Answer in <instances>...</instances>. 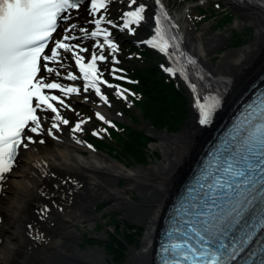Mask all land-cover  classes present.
Segmentation results:
<instances>
[{"label": "snow or ice", "instance_id": "snow-or-ice-1", "mask_svg": "<svg viewBox=\"0 0 264 264\" xmlns=\"http://www.w3.org/2000/svg\"><path fill=\"white\" fill-rule=\"evenodd\" d=\"M111 2L90 0L89 7L85 0H0V193L4 192L17 165L20 150L28 149L31 144L46 143L42 138L35 140L33 135L46 134L60 142L56 133L62 131L61 126L69 125V120L53 102L68 109L64 98L79 95L81 90L59 83V70L50 66L62 59L61 50L75 60L84 81L83 92L91 89L100 101L108 104L101 85L114 86L101 78L103 74L98 70L97 61L106 59L105 45L113 53L118 51L117 44L110 39L112 32L102 27L107 23L115 29L117 24L101 16L86 21L94 24L95 30L89 33L71 21L73 10L83 8L95 17L101 9L107 10ZM248 2L236 0V6L243 7ZM152 3L155 5L154 35L142 43L172 60L173 66L165 67L164 71L188 82L196 97L198 123L208 127L220 110L223 97L219 93L202 95L191 82L190 70L196 69L197 61L182 50V37L172 33L178 27L171 21L163 0H152ZM258 3L264 8V0ZM133 5H136L134 9ZM149 6L145 0L139 3L129 0L127 7L132 10L122 13L119 31L134 34L132 25L139 26L146 21ZM77 28L85 39L103 37V42L97 44L99 53L93 50L87 64L85 57L77 52V49L79 53L89 52L79 44V37L73 35ZM72 40L77 43L71 44ZM197 78L203 79V75ZM64 79L76 81L78 76L69 71ZM46 90H57L62 95H48ZM125 92L117 89L116 95L126 98ZM48 113L54 114V119ZM244 113L212 153L195 186L188 189L171 221L166 240L160 245V264H264V93L248 104ZM95 115L100 121L110 123L101 113ZM49 121L50 127H45ZM85 123L78 122L70 130L72 140L78 145H83V141L75 134L83 130ZM98 134L93 132L94 136ZM34 167L42 182L55 179L46 163L38 162ZM25 183L32 187L30 181ZM39 194L50 198L44 188ZM49 212L50 208L43 205L37 214L46 220ZM32 238L41 241L43 235L37 231Z\"/></svg>", "mask_w": 264, "mask_h": 264}, {"label": "bare ground", "instance_id": "bare-ground-1", "mask_svg": "<svg viewBox=\"0 0 264 264\" xmlns=\"http://www.w3.org/2000/svg\"><path fill=\"white\" fill-rule=\"evenodd\" d=\"M163 1L167 5L171 21L178 27V31L172 29V33L182 37V50L197 61L196 69L190 70L191 82L198 86L200 93H220L224 103L222 113L231 109L264 74V9L251 0L243 7L237 6L238 14L246 20H239L238 26H255V37L242 48L219 52V60L215 64L212 54L226 45L229 38L221 33L211 32L207 35L206 27L202 31H196L189 18V5L172 7L171 0ZM232 1L236 3V0ZM87 2L90 7L89 1ZM128 2L129 0H113L112 3L127 7ZM226 3L233 7L228 0ZM78 11L86 12L83 8ZM152 13L154 15V11ZM81 15L73 14L71 22L85 28L86 21L92 19V16L89 14L87 20L83 13ZM145 23L153 28L154 22L151 19ZM112 29L114 28H108L110 32ZM73 35L79 37L81 46L89 49L87 53H79L77 49L78 54L90 58L93 50L99 53L97 44L103 42L102 36L90 47L87 43L92 39L83 38L79 28L74 30ZM70 43L76 44L77 41L72 40ZM107 49L105 45L104 52ZM61 55L62 59L58 63L50 65L60 72L58 82L81 90L79 95L65 97V103L70 105L91 101L89 99L96 96L91 89L87 93L83 92V80L79 77L76 81L64 79L67 72L71 71L76 75L77 70L70 65L71 62L75 63L70 53H63L61 50ZM200 75H203V79L197 78ZM106 88V84L101 85L102 93ZM46 94L62 95L57 90H46ZM53 103L63 116L65 109L56 102ZM92 107L96 113L105 117H116L102 101L93 102ZM46 115L54 119V114ZM194 115L189 129L179 135L162 134L159 137V142L153 145V149L159 148L163 158L148 168L131 169L126 163L87 147L81 132L75 135L83 141V145L76 144L71 138L69 125L61 126L62 131L56 133L60 142L53 140V147H47L46 143H35L26 150L22 148L5 190L0 193V264H78L81 261L106 264L105 255L99 249L84 251L77 245L80 235L76 226L98 219L100 214L95 210L99 203L119 210L124 217L140 226L141 231L145 230L141 248L132 250L127 264H156L157 238L168 210L210 138L211 128L202 129L198 123L199 113L196 108ZM85 125L83 124V129ZM45 127H50V121ZM44 135L40 138L33 135V138L37 141L41 138L45 140ZM38 162L46 163L48 170L55 174V179L42 182L34 167ZM33 173L36 175H32ZM120 180H124L126 185L121 186ZM26 181H30L31 188ZM54 184L59 187H53ZM41 188L49 193L50 198L39 194ZM43 205L50 208L46 220L37 214L39 207ZM37 231L43 235V240L32 238Z\"/></svg>", "mask_w": 264, "mask_h": 264}, {"label": "rangeland", "instance_id": "rangeland-1", "mask_svg": "<svg viewBox=\"0 0 264 264\" xmlns=\"http://www.w3.org/2000/svg\"><path fill=\"white\" fill-rule=\"evenodd\" d=\"M212 1V0H209ZM253 4H258V1L251 0ZM200 0H171L170 5L173 7H182L183 5H189L191 8L188 12L189 18L192 20L194 28L196 31H202L205 27L208 28V33H221L229 38V41L226 45H223L217 53L212 54V61L216 64L219 60V52L225 51L227 49H239L244 47L245 45L250 44L252 39L255 37L256 28L253 25H247L246 27H239L237 22L239 20L246 22L245 18L241 17L238 13V10L234 9L232 11L230 7L225 6L223 3H219L220 7L214 13V17L209 18L204 14H200L201 12L197 11V6L195 4L199 3ZM208 1L206 0V3ZM139 3V0H138ZM205 5H201L204 7ZM200 7V8H201ZM128 7L120 6L118 4H110L107 10H101L98 12V16L93 17V19L100 18L103 16L105 20H111L113 23L117 24V28L113 29L112 38L117 43L119 47H123L121 49L120 54L115 52L113 53L111 50L107 49L104 52L106 59L101 62V67L99 72L103 75L101 78L105 79L107 83L113 85L112 88H106L103 91V95L107 96L109 99L108 103L110 104V111L116 117H121L120 120H113L114 125H107V127H102L101 123L97 122L96 113L93 109V102L100 103V99L97 97L90 98L88 102H75L69 105L68 109L63 111L64 118L69 120V127H73L76 123L81 121H87L86 126L81 131L84 138L88 139L89 143L94 147H100V151L103 154H106L111 159H117L120 162L126 163L129 168L137 169V168H148L153 164L157 163L159 159H162L161 150L153 149V145L159 142V137L162 134L167 135H179L183 131L190 128V124L192 119L194 118L195 111V98L191 89L185 88L183 82L181 81L179 76H175L174 79L178 84V87L181 89H185L190 96V108L191 115L190 118L183 124L179 132H172L168 129L164 130H156L152 127L151 121L148 119H144L141 111V106L138 108H134V106L126 103L122 99H118L116 95V91L118 86L114 81V72L113 67L120 66L124 70L128 72V74L133 78V82L140 84L137 75L135 76L134 71H143L146 69H150L152 67H159L164 70L165 67H169L165 63V58L161 55L150 52V56L143 60L139 58L138 51L141 47L139 46L135 49V45L133 41L141 42L148 39L152 35V28L146 25L145 23L140 24L139 26H132L134 34H129L127 30L124 32H120L119 28L122 27V13L124 11H128ZM83 16L88 20L89 13L82 12ZM79 12H75L82 16ZM232 13V15L230 14ZM146 20H152V10L148 9L146 13ZM92 21V20H89ZM87 23V22H86ZM87 29L89 33L94 31V25L87 23ZM106 25V24H105ZM106 28L109 25L105 26ZM124 41V43H122ZM96 44L95 41H91L88 43L90 47H93ZM119 61V63H113V61ZM70 65L73 67L74 64L71 62ZM83 88V84H81ZM126 93V92H125ZM127 94V93H126ZM139 98H143L141 94H139ZM138 96L136 97V100ZM136 104H138L136 102ZM130 110V111H128ZM225 111L224 113H226ZM123 113V115L121 114ZM223 113V114H224ZM138 116V117H137ZM134 118V119H133ZM136 120V121H134ZM124 127H132V129L145 132L154 142L148 145V149L146 152L147 155V163L138 165L133 158L129 157L127 154L120 152V144L121 138L127 137V129ZM97 131L100 135H93L92 132ZM97 137L99 140H104L107 143V146H101L97 140H95L92 136ZM45 136V135H44ZM40 138V137H39ZM45 141L47 147H53L54 142L53 139L45 136ZM117 150V151H116ZM121 153V154H120ZM119 184L121 186H125L126 183L124 180H120ZM138 196V193H136ZM136 198L138 199V197ZM140 200V199H139ZM98 214H100L99 218L93 222L85 221L83 225H77L76 229L79 232L80 240L77 242V245L80 246V249L84 251H88L89 249L95 250L99 249L102 254L105 255L106 264H127L129 261V257L132 255V250L135 248H141L142 240L144 238L145 230L141 231L139 226L135 229V233L130 235L128 233V229H131V221L129 218L124 217V214L115 208H111L105 203H99L96 206L95 210ZM132 231V230H131ZM130 236L132 237L130 239ZM121 243V244H120ZM117 245H120V249H117ZM78 246V247H79ZM115 249V250H114ZM118 254V255H117ZM79 256V255H76ZM78 264H93L91 261H81Z\"/></svg>", "mask_w": 264, "mask_h": 264}, {"label": "trees", "instance_id": "trees-1", "mask_svg": "<svg viewBox=\"0 0 264 264\" xmlns=\"http://www.w3.org/2000/svg\"><path fill=\"white\" fill-rule=\"evenodd\" d=\"M217 5L216 2H210L208 5L199 8L200 14H204L209 18L214 17L215 14L211 13H214V11L218 9ZM230 14L232 15V13ZM140 54L144 58H146L147 55L150 56V52L147 50ZM135 74H137V78L141 85H125L131 87L134 91L139 92L143 96V98L137 102V106L142 107L141 111H143V118L151 121L152 127L158 131L171 129L170 131L172 132H179L191 115V99L187 91L179 88L175 79L159 67L135 71ZM124 128L127 129V137L121 138L119 151L133 158L138 165L146 164L148 145L154 142V140L145 132L136 131L132 129V127ZM98 142L102 144L101 146H107V143L104 141ZM130 228L131 229H128V233L132 235L135 233V229L138 228V225L131 223ZM131 238L130 236V239ZM116 247L120 249V245Z\"/></svg>", "mask_w": 264, "mask_h": 264}, {"label": "water", "instance_id": "water-1", "mask_svg": "<svg viewBox=\"0 0 264 264\" xmlns=\"http://www.w3.org/2000/svg\"><path fill=\"white\" fill-rule=\"evenodd\" d=\"M229 1L232 3V5H235V6H234V9H236V8H237V6H236L235 2H234V1H232V0H229Z\"/></svg>", "mask_w": 264, "mask_h": 264}, {"label": "flooded vegetation", "instance_id": "flooded-vegetation-1", "mask_svg": "<svg viewBox=\"0 0 264 264\" xmlns=\"http://www.w3.org/2000/svg\"><path fill=\"white\" fill-rule=\"evenodd\" d=\"M79 248H80V246H79Z\"/></svg>", "mask_w": 264, "mask_h": 264}]
</instances>
